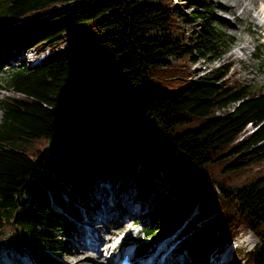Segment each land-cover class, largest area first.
<instances>
[{"label":"trees","instance_id":"16d2710c","mask_svg":"<svg viewBox=\"0 0 264 264\" xmlns=\"http://www.w3.org/2000/svg\"><path fill=\"white\" fill-rule=\"evenodd\" d=\"M188 2L182 12L174 0H0V51L10 50L22 28L23 49L38 50L89 20L104 32L36 65L12 66L4 78L10 93L0 97V246L37 264H67L62 235L81 219L92 185L118 182L116 162L129 161L131 172L133 159L144 156L136 175L141 193L153 191L159 170L172 187L157 193L145 233L165 236L183 223L178 249L191 256L175 264H208L238 227L260 238L247 264H264V83L230 77L231 62L222 58L233 36L222 32L210 0ZM195 54L221 60L197 77L186 69L170 89L150 78L170 57L197 60ZM154 122L159 130L141 131ZM174 163L188 175L173 178ZM203 199L201 213L212 215L197 226L187 218Z\"/></svg>","mask_w":264,"mask_h":264},{"label":"rangeland","instance_id":"374dc122","mask_svg":"<svg viewBox=\"0 0 264 264\" xmlns=\"http://www.w3.org/2000/svg\"><path fill=\"white\" fill-rule=\"evenodd\" d=\"M210 1L211 5L215 8V14L223 19V24L221 26L222 32L233 36V42L222 58V61L231 62L229 71L230 77L232 78L233 76H236L242 81L248 82L252 85H261L264 83V52H257L256 46L260 45L262 47L263 45L264 48V21L260 24L255 20L253 21L252 17L243 16L241 14V8L234 3V0L231 4L234 13L229 10L226 0ZM174 2H176L178 9L182 12L190 9L188 0H174ZM252 14L256 15V12L253 10ZM90 23H92L91 20L80 23L78 25L79 29L75 30L74 34L71 32H65V34H63V36L66 35L64 40L55 44L54 47L46 46L44 50H38L35 48L23 49L21 42L26 36L28 29H20L14 36V43L10 44V50L6 47L0 51V54L8 53V55H3V57H1L2 59L0 58V97L3 94L10 93L8 89L2 88L1 86L5 84L4 78L8 76V71L12 69V66H19L23 63L33 66L34 64L40 63L51 49L73 45L76 43L77 39L80 41V44H84L103 37L104 32L97 30L96 27L90 26ZM182 23H184V25ZM182 23L185 31H190L192 29L191 24L186 22ZM17 45H19L18 48ZM240 46H244L245 48L240 49ZM48 49H50V51ZM15 52L19 53L18 56L22 57L20 61L12 58V55ZM195 55L199 56L198 54ZM220 60L221 59L215 58L210 61L199 56L197 57V60L189 58L186 61L184 58L170 57V63L167 64V66L154 67L150 70L149 75L150 78L157 83L160 89H170L177 87L181 83V76L187 74L186 69H188V72L192 70L193 72L189 74H193V77H197L198 75L206 73L210 68L218 65ZM1 117L2 113L0 110V119ZM158 128L159 125L156 122L152 124L144 123L141 131L156 132V130H159ZM252 129L253 126L251 124L246 125L247 131ZM138 148H143L140 142L138 143ZM142 158H144V156ZM142 158L136 160L133 159L134 163L132 167H134V171L131 172L129 171V166H127L129 161L126 162L127 160H124L120 162V160H118L116 162L120 165L118 168L119 171L121 170L123 172V177L119 179L124 187L123 189H118L115 184L113 187H110V181L112 178H108L107 181L99 183L98 190L92 185L93 189L85 195V197H88V200H83L82 202H84V204H80L83 217L76 222L74 229H71L68 233L62 235L65 245L62 260L65 263L77 264L78 253L71 252L74 247L71 243V239H73L74 242V240L79 237L81 228L84 226L79 225L83 224L84 220L82 219L84 216L91 219L89 223L92 224L91 228L94 232L93 237L94 239L98 238V226L101 225V221L96 218L95 215L99 212H102L105 216L108 215V220H106V218L104 219L107 227L104 228L103 233L105 236H110L109 242L112 240L110 243L112 246L111 249L108 247L109 242H107L106 249L104 248L103 251L101 249L99 250L101 258L105 259V257H108L111 260L113 250L116 251L117 249L119 250L128 247L130 250H134L135 254L138 252L140 256L138 257V260H141V252H147V256L151 261L155 262V264H175L174 261L185 262L190 259L191 255L185 248L181 252L175 251V253L172 250L174 245L178 246L180 244V238L183 236H180L184 227L183 223L177 225L165 236L153 238L152 236H147L145 233V227H148L152 220L151 211L153 204L157 202V193L160 190L167 191L172 187L170 182L171 179L159 170L156 177L154 175L155 185H153V182L150 183L153 187V191L150 193L145 192V194L141 193L136 184V175L139 163L142 162ZM173 167L176 171L173 178L187 176L189 173L187 166L174 163ZM169 168L170 167H168V169ZM108 189L110 191H108ZM117 191L118 203L109 201L107 197L110 196L111 192L117 193ZM176 195L177 192H174L173 195L170 196V200L175 199ZM205 198L210 199L212 196L208 194L205 195ZM206 199H203L198 207L192 206L190 215L187 218L188 222L194 221L197 226H202L212 215L201 213L202 206L205 204ZM132 206H134L135 211H133ZM74 218L78 219V217ZM97 220H99L100 223ZM246 228L238 227V230L232 238L225 241L224 249L214 247L215 249L212 251L213 253L209 259V263L247 264L246 252L249 248L253 249L254 246L260 242V238L252 229ZM249 232L253 235L252 241L248 244L242 243L244 236ZM189 233L190 231H187L184 235ZM174 234L177 235V238L174 237ZM101 244H103V242ZM115 244L119 245L114 248ZM149 244H153V246L146 251ZM160 249H163L161 250L162 252L157 254L156 259H154V254ZM91 250L95 251L94 249ZM151 261L147 259V263L145 264H153ZM30 262L31 260L27 253L17 251L14 248L0 246V264H30ZM96 262L97 264H105L104 261Z\"/></svg>","mask_w":264,"mask_h":264},{"label":"bare ground","instance_id":"6f19581e","mask_svg":"<svg viewBox=\"0 0 264 264\" xmlns=\"http://www.w3.org/2000/svg\"><path fill=\"white\" fill-rule=\"evenodd\" d=\"M232 1L233 0H226V4L229 6V10H231L234 13V9L232 8V5H231ZM234 3L239 8H241V10H242L241 14L243 16L252 17L253 21L255 20V21H257V23L262 24V22L264 21V0H234ZM253 10L256 12V15L252 14ZM244 48H245L244 46H240V49H244ZM1 59H0V62H1ZM133 211H135V208H133ZM95 216H96V218H98L101 221V223H100V221L97 220L101 224L98 226L99 227V230L97 232L98 238L94 239V237H93L94 232L91 228L92 224H89L87 226L84 225L83 228H81V233L79 234V237H77V239L74 240V242H73V239H71V243L74 246L73 250H71V252L72 253L73 252L78 253L76 263L77 264H97L96 261H100V262L104 261L105 264H118L117 261H114V258H115L114 255L116 252L115 250H113V252H112L113 255L111 257V260L108 257H105V259L101 258L99 250L101 249L103 251L104 248L106 249V247H107L106 243L109 242V237H110L109 235L105 236L103 233L104 228L107 227V224H106L104 219L106 218V220H108L107 219L108 215L105 216L102 214V212H99ZM93 220H96V219H93ZM181 235H182V231L180 233V236ZM174 237L177 238V235L174 234ZM102 242H103V244H101ZM111 242H112V240L109 242V246H108V247H110V249L112 247L110 245ZM223 247H224V245H223ZM223 247H221L220 249H224ZM216 248H218V247H216ZM91 249H94L95 251H92ZM161 250H163V249L158 250L157 254L161 253L162 252ZM172 250L174 253H175V251L181 252V250L178 249L177 245H174ZM124 252H125V250H124ZM130 252H131V255L133 256V259H134L133 264H145V263H147V255L141 254V260H138V257H140L138 252L136 253V256H135L134 250H130ZM212 253L213 252H211L209 254V259L212 255ZM209 259H208V264H210ZM166 263H168V262H166ZM149 264H152V263H149Z\"/></svg>","mask_w":264,"mask_h":264},{"label":"clouds","instance_id":"9594fccd","mask_svg":"<svg viewBox=\"0 0 264 264\" xmlns=\"http://www.w3.org/2000/svg\"><path fill=\"white\" fill-rule=\"evenodd\" d=\"M252 239L253 235L249 232L244 236L242 243L248 244L252 241ZM249 250H251V248H249Z\"/></svg>","mask_w":264,"mask_h":264},{"label":"built area","instance_id":"2783aa9c","mask_svg":"<svg viewBox=\"0 0 264 264\" xmlns=\"http://www.w3.org/2000/svg\"><path fill=\"white\" fill-rule=\"evenodd\" d=\"M58 6H60V5H55V7H58ZM62 48H64V46H62ZM59 49H61V48H56V50H59ZM49 51H50V49H48ZM55 49H51V51L50 52H48V53H51V52H54V51H56ZM47 53V54H48Z\"/></svg>","mask_w":264,"mask_h":264}]
</instances>
